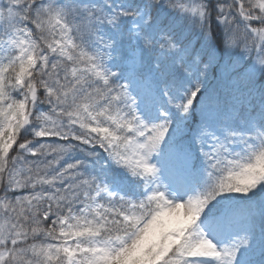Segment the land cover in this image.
<instances>
[{"label":"snow or ice","instance_id":"obj_1","mask_svg":"<svg viewBox=\"0 0 264 264\" xmlns=\"http://www.w3.org/2000/svg\"><path fill=\"white\" fill-rule=\"evenodd\" d=\"M0 264H264V0H0Z\"/></svg>","mask_w":264,"mask_h":264}]
</instances>
